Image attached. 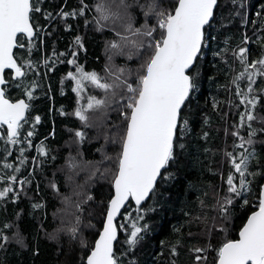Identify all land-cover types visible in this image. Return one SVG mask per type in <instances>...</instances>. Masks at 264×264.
Wrapping results in <instances>:
<instances>
[{
	"label": "snow or ice",
	"instance_id": "6c2138e0",
	"mask_svg": "<svg viewBox=\"0 0 264 264\" xmlns=\"http://www.w3.org/2000/svg\"><path fill=\"white\" fill-rule=\"evenodd\" d=\"M231 3L234 10L229 15L239 18L245 28L251 23L253 35L245 31L234 46L226 39L225 47L213 53L224 65L221 71L227 81L217 87L228 93L226 103L230 110H235L238 119L230 125L226 122L224 127L222 151L229 171L226 177L220 173L221 183L213 192V208L219 223L213 218V225L204 233V243L188 249L194 254V264H264V183L259 182L264 180V158L257 151V146L264 151V115L260 114L264 113V5L255 19L249 20L245 0ZM219 7L218 0H167L166 7L161 0H98L93 5L79 0L78 8L65 11L61 7L53 17L42 9L41 0H0V207L9 203L18 206L21 194L26 195V185L31 183L37 168L43 170L49 156L50 149L44 140L33 145L35 127L41 117H31V101L40 85L36 79H29L28 73L39 75L41 63L48 71L57 63L71 66L60 83L71 84L76 96L72 115L80 126L71 130L73 137L68 143L76 151L73 154L70 150L64 158V169L72 173L65 176L66 182H72L73 175L84 169L89 173L86 183L97 175L108 180L96 223L91 211L87 218L84 216L85 206L95 200L91 191L85 190L83 184L76 185L79 191L73 193L77 197L73 202L70 196L60 193L54 179L49 181V187L62 203L75 209L70 219L64 218L65 209H57L61 214L59 225L51 232L45 230L49 241H59L63 234L71 242L67 249L57 248L58 254L65 257L62 264H139L135 252L149 228L142 221L154 211L157 196L163 195L160 188L176 178V172L170 169L178 168L187 149L185 141L192 131L191 101L203 79L205 48L209 40H215L212 33L216 27H225L224 17L217 23ZM93 8L92 23L96 30L108 29L115 37L105 42L107 59L103 75L79 63L77 50L84 48L79 35L69 45L76 49L70 55L53 49L46 58L32 59L41 30L50 26L37 23V13H43L51 22L83 16ZM137 11L140 19L134 14ZM64 28L70 29L71 25L65 23ZM251 45H256V49ZM116 56L126 60L135 57L139 63L134 69L116 66ZM10 89H18L20 98H11ZM219 106L220 102L214 99L213 110ZM109 111L115 113L116 119L102 121L101 131L93 115H106ZM228 115L225 112L222 119L226 121ZM202 120L199 136L207 140L209 132L203 128L210 124V117L205 115ZM93 127L97 134L92 139L99 140L102 136L104 140L95 149L101 155L100 161L84 160L80 150L89 139L87 130ZM228 136L233 141L231 150L227 147ZM258 136L261 139L257 140ZM33 147L36 155L29 156L28 150ZM29 163L33 165L28 169L29 175H20ZM104 164L110 166L101 170ZM207 195L205 192L204 196ZM149 200L152 204H148ZM200 204L203 207L204 201ZM44 207L42 202L31 203L34 211ZM237 208L242 213L239 217L234 211ZM57 213H53L54 219ZM23 216L21 208L14 211L11 219L0 221V251L14 247L36 257L40 248L30 241L21 226ZM237 218L239 225L234 223ZM191 219L199 221L201 217ZM174 231L179 235L181 228L174 227ZM217 233L223 235L216 239ZM159 244L157 258L165 255L166 242L161 240ZM182 246L181 239L167 244L168 260L158 259L157 264H176ZM0 264L10 262L0 258Z\"/></svg>",
	"mask_w": 264,
	"mask_h": 264
},
{
	"label": "trees",
	"instance_id": "16d2710c",
	"mask_svg": "<svg viewBox=\"0 0 264 264\" xmlns=\"http://www.w3.org/2000/svg\"><path fill=\"white\" fill-rule=\"evenodd\" d=\"M84 2L93 5L98 0H84ZM105 2H111V0H105ZM129 2H132V0H129ZM161 2L163 6H167V0H161ZM218 2L220 7L216 10L218 13L217 23H221L220 18L224 17L222 23L225 24V27H216V30L212 33L215 40H209L208 46L205 48L203 79L200 81L199 90L191 101L190 126L192 131L185 141L187 149L181 157L178 168L170 169L176 172V178L160 188L163 195L157 196L156 203L153 205L154 211L147 213L144 221H142V223H147L149 228L135 252L139 264H157L158 259L167 261V244L175 243L177 239H181L183 246L179 249V255L175 258L176 264H194V254L189 252L188 249L204 243V233L207 228L213 225V218H216V222L219 223L218 213L213 208L215 203L213 192L221 183L220 173H223L226 177L229 171L228 163L223 159L222 151L225 147L224 127L226 122L230 125L233 120L238 119V114L234 115L235 110H230L226 103L228 93L217 87V85H223L227 81L223 71H221L224 65L221 63L220 58L215 57L213 53L225 47L224 42L226 39H229L231 45L234 46L239 44L245 31L249 36H252L253 26L249 23L245 28L240 23L239 18L233 19L229 15L234 10L231 0H218ZM245 5L249 20L255 19L256 12L260 11L261 5H264V0H245ZM41 7L55 17L61 7L65 11L78 8L79 0H41ZM134 14L140 19L138 11ZM94 15L95 10L93 8L83 16L69 17L64 20L57 18L50 22L43 13H37L35 16L36 22L40 25L48 24L50 26L41 30L40 37L36 41L38 47L32 59L41 60L46 58L53 49L57 52H68L70 55V52L76 49L74 46L69 48V45L73 44V38L79 35L84 44L83 49L77 50L79 63L85 65L87 69H95L103 75V68L107 59L105 42L115 37L108 29L102 32L96 30L95 25L92 23ZM85 20L89 21L87 25ZM228 21H231V23L229 24ZM65 23L70 24L71 28L65 29ZM47 33H51V35ZM251 47L254 50L256 49V45H251ZM63 59L64 57H61V60ZM138 63L139 60L135 57L132 60H126L123 56L114 57L116 66L127 65L134 69ZM70 67L66 63H57L52 71H48L41 63L37 69L39 75L34 77L31 71L28 73V78L36 79L40 85L35 90L34 99L31 101V117L36 115L41 117L40 122L35 127L36 135L33 138V145L35 146V144L44 140L50 151L43 165V170L37 168L31 183L26 185V195L21 194L18 206L9 203L4 207H0V221L11 219L14 211L24 209L21 226L28 234L30 241L38 244L40 248V254L36 257H33L29 251L21 252L14 247H9L6 251H0V258L6 259L10 264H62L65 258L63 255L58 254L57 248L63 246L67 249L71 243L68 237L62 234L59 241H49L45 236V230L51 232L59 225L61 214L57 213V209L66 210L65 219H70L71 213L75 209L62 203L60 197L49 187L50 180L54 179L60 193L70 196L73 202L77 200L73 193L79 191L75 186L83 184L85 190L91 191L95 196V200L85 206L84 216L87 218L88 212L91 211L95 217L93 223L100 219V212L102 211L100 201L106 198L108 180L97 175L86 183L89 174L87 169L78 170L73 175L72 182L69 183L65 180V176L72 175V173H68L64 169V158L70 150L73 154L76 151L74 147L70 149L68 143L73 137L71 130L80 126L79 120L72 115L76 96L71 91V84L66 82L61 85L60 83L61 76ZM236 67L238 71L239 65ZM208 77H213V80H209ZM9 93L11 98H20L18 89L14 91L10 89ZM214 99L220 102V106L216 111L212 108ZM61 112L66 114L61 115ZM225 112L229 113L226 121L222 119ZM260 114L264 115V113ZM205 115L210 117V124L203 128L204 131L209 132L207 140L199 136L203 123L202 117ZM115 119V113L111 111L106 115L104 113L93 115V121L100 125L101 131L104 129L102 121L107 122ZM29 124H31V119ZM259 126V124H254V127ZM27 130L26 128L25 131ZM87 131L89 139L80 148L83 159L100 161L101 155L95 149L100 147L104 140L102 136L99 140L92 139L97 134L95 127ZM229 131H231V128H229ZM51 132H54V135L50 136L49 133ZM45 137H47L46 140ZM259 139L261 137L258 136L257 140ZM232 142V137L228 136V150H231ZM205 149H209V151L206 152ZM108 151L111 152L112 149L109 148ZM257 151L264 158V151L259 146H257ZM28 155H36L35 147L28 150ZM53 156L55 159H52ZM11 159L14 160V155ZM109 166L104 164L101 166V170H103V167ZM32 167L33 165L29 163L20 175L28 176V169ZM259 182L264 183V180ZM205 192L208 193L207 196H204ZM201 200L204 201L203 207L200 204ZM32 202H42L45 207L34 211L31 208ZM148 204H152V201L149 200ZM148 204H145L144 207L147 208ZM5 207L6 212L4 211ZM234 211L237 217L242 215L238 208ZM53 213H57L55 219ZM185 213L189 215L186 216ZM196 216H200L201 220L191 219V217ZM120 222L123 223L124 221L121 220ZM234 223L239 225L240 219H235ZM174 227L181 228L179 235L174 231ZM189 233H191V236H189ZM85 235L90 236V233L85 231ZM222 235V233H217L215 238L219 239ZM120 239H124L123 234H121ZM161 240L166 242L165 255L157 258L156 254L160 250L159 242ZM209 259H211V254H209Z\"/></svg>",
	"mask_w": 264,
	"mask_h": 264
},
{
	"label": "water",
	"instance_id": "95a60500",
	"mask_svg": "<svg viewBox=\"0 0 264 264\" xmlns=\"http://www.w3.org/2000/svg\"><path fill=\"white\" fill-rule=\"evenodd\" d=\"M6 71H8V70H6ZM6 127V126H5ZM134 204V203H133Z\"/></svg>",
	"mask_w": 264,
	"mask_h": 264
}]
</instances>
